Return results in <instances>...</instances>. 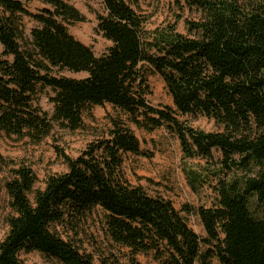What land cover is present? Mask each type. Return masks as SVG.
<instances>
[{
    "label": "trees",
    "instance_id": "1",
    "mask_svg": "<svg viewBox=\"0 0 264 264\" xmlns=\"http://www.w3.org/2000/svg\"><path fill=\"white\" fill-rule=\"evenodd\" d=\"M0 0V132L39 142L54 123L76 130L84 113L112 104L140 128L166 126L177 136L185 158L217 165L208 169L216 185L215 203L197 213L206 234L194 231L170 200L130 185L122 173L126 153L144 154L139 139L122 120L76 158L64 155L68 170L50 175L34 189L37 176L20 167L5 182L13 214L0 242V264H24L19 253L40 251L64 264L96 262L62 237L58 226L75 228L95 208L105 216L110 239L128 248L133 264H264V0H186L202 13L189 21V35L168 23L154 30L130 0H102L98 30L112 42L97 56L74 37L68 24L83 21L68 0ZM39 23L26 36L21 22ZM52 68L86 73L55 76ZM159 74L175 108L149 103V77ZM43 87L54 91L52 116L38 104ZM204 115L217 131L194 128L184 116ZM149 156V155H148ZM199 180L194 174L192 181Z\"/></svg>",
    "mask_w": 264,
    "mask_h": 264
},
{
    "label": "rangeland",
    "instance_id": "2",
    "mask_svg": "<svg viewBox=\"0 0 264 264\" xmlns=\"http://www.w3.org/2000/svg\"><path fill=\"white\" fill-rule=\"evenodd\" d=\"M133 8L146 18L147 28L154 30L168 23L174 24L177 30L189 35L188 22L198 21L202 15L186 0H130ZM84 16L83 21L68 24L69 32L90 46L97 56L107 52L112 42L98 30V15L103 12L102 0H68ZM31 12L40 11L45 4L31 0L26 4ZM21 22L26 36L39 23L28 15H22ZM55 76L83 78L86 73H75L69 70L52 68ZM151 95L149 103L155 107L170 106L175 108L172 96L166 83L158 73L149 77ZM54 91L43 87L39 92L38 104L43 111L52 116L54 104L51 97ZM113 119H120L139 139L144 154L126 153L123 156L122 173L132 186L141 187L151 196L170 200L187 221L189 226L200 235L205 229L197 210L201 206L210 207L216 201L214 186L216 180L210 176L208 169L217 165L219 153L215 152V161L210 163L201 158H185L180 142L174 132L166 126L154 130L140 128L121 109L112 104L94 106L84 113L82 126L76 130L64 128L54 123L51 132L41 141L36 142L29 136L19 138L0 132V242L9 230L8 218L13 214L10 198L5 189V182L20 167L31 168L37 176L34 189H41L50 175L68 170L64 155L76 158L92 142L108 135ZM194 128L204 131H217L219 126L204 115L184 116ZM216 164V165H215ZM199 180L192 181L194 174ZM250 207L255 216L264 217V206L257 197L250 198ZM62 237L77 246L81 252L93 256L96 262L107 257L119 264H133V256L128 248L115 244L105 228L104 212L95 208L78 226H58ZM24 264H64L57 259L49 258L40 251L19 253ZM137 259L142 264H149L151 258L140 255ZM211 264H223L217 258Z\"/></svg>",
    "mask_w": 264,
    "mask_h": 264
}]
</instances>
